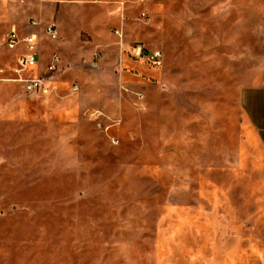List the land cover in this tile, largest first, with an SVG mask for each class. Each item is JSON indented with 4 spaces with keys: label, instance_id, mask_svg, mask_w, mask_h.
<instances>
[{
    "label": "rangeland",
    "instance_id": "obj_1",
    "mask_svg": "<svg viewBox=\"0 0 264 264\" xmlns=\"http://www.w3.org/2000/svg\"><path fill=\"white\" fill-rule=\"evenodd\" d=\"M13 24L37 36L29 75L59 55L50 95L16 80ZM246 86L264 0H0V264H264Z\"/></svg>",
    "mask_w": 264,
    "mask_h": 264
},
{
    "label": "built area",
    "instance_id": "obj_2",
    "mask_svg": "<svg viewBox=\"0 0 264 264\" xmlns=\"http://www.w3.org/2000/svg\"><path fill=\"white\" fill-rule=\"evenodd\" d=\"M8 1L21 4L27 0ZM141 15L143 18L146 17L144 11L141 12ZM29 24L37 25V21L31 18ZM45 31L52 39L57 37L55 24L53 22L46 25ZM114 33L119 38V43L122 45V29H115ZM36 41L37 36L34 32L20 36L16 28L12 26L6 31L3 44L8 49H14L19 44H23L25 50L15 56L17 67L14 69V72L18 75L16 80L22 83L25 92L38 94L40 96H48L55 90L52 75L59 69L60 57L57 54L51 55L50 60L45 66L44 74L29 75L27 72L38 63L37 53L35 52ZM124 49L131 57L145 61L153 67H160L162 65V52L159 49H149L140 43H131ZM24 73L26 75H23ZM77 88V84L74 83L72 85V90L76 91Z\"/></svg>",
    "mask_w": 264,
    "mask_h": 264
},
{
    "label": "crops",
    "instance_id": "obj_3",
    "mask_svg": "<svg viewBox=\"0 0 264 264\" xmlns=\"http://www.w3.org/2000/svg\"><path fill=\"white\" fill-rule=\"evenodd\" d=\"M3 2L8 3L9 1L3 0ZM12 26L16 28L15 24L11 25L10 27ZM16 30L18 31L17 28ZM18 34L20 36L26 35L25 33L20 34L19 31ZM39 63L40 61L38 59L37 66ZM32 69H30L29 72H31ZM31 75L40 74L35 73ZM240 106L243 110L244 118L248 128L247 139L251 141L252 144H254L255 151L259 159L258 162L261 165V171L264 173V86L244 87L240 92Z\"/></svg>",
    "mask_w": 264,
    "mask_h": 264
}]
</instances>
